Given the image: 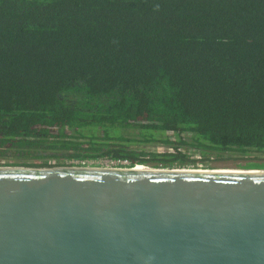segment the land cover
I'll return each mask as SVG.
<instances>
[{"label": "trees", "instance_id": "16d2710c", "mask_svg": "<svg viewBox=\"0 0 264 264\" xmlns=\"http://www.w3.org/2000/svg\"><path fill=\"white\" fill-rule=\"evenodd\" d=\"M100 161L264 170V0H0V167Z\"/></svg>", "mask_w": 264, "mask_h": 264}, {"label": "water", "instance_id": "95a60500", "mask_svg": "<svg viewBox=\"0 0 264 264\" xmlns=\"http://www.w3.org/2000/svg\"><path fill=\"white\" fill-rule=\"evenodd\" d=\"M0 167V264H264V170Z\"/></svg>", "mask_w": 264, "mask_h": 264}, {"label": "rangeland", "instance_id": "374dc122", "mask_svg": "<svg viewBox=\"0 0 264 264\" xmlns=\"http://www.w3.org/2000/svg\"><path fill=\"white\" fill-rule=\"evenodd\" d=\"M136 149L138 150H143L145 152H154V151H159L161 148L158 147V145L153 144H141L138 143L134 146ZM246 164L245 161H239V162H235V161H228V162H221V163H213L211 164V168H213V170L216 171H221V170H235L238 171L239 166H244ZM77 164L75 163L73 166H76ZM100 168V167H98Z\"/></svg>", "mask_w": 264, "mask_h": 264}, {"label": "built area", "instance_id": "2783aa9c", "mask_svg": "<svg viewBox=\"0 0 264 264\" xmlns=\"http://www.w3.org/2000/svg\"><path fill=\"white\" fill-rule=\"evenodd\" d=\"M81 166L84 167H100V168H107V169H129V164L127 162H112V161H100L96 163L90 164H82Z\"/></svg>", "mask_w": 264, "mask_h": 264}, {"label": "bare ground", "instance_id": "6f19581e", "mask_svg": "<svg viewBox=\"0 0 264 264\" xmlns=\"http://www.w3.org/2000/svg\"><path fill=\"white\" fill-rule=\"evenodd\" d=\"M135 170L137 171H145L148 170L147 167H142V166H138ZM220 172H239V171H235V170H221Z\"/></svg>", "mask_w": 264, "mask_h": 264}]
</instances>
